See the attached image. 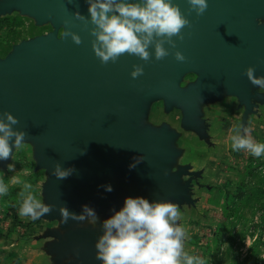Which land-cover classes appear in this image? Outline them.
<instances>
[{
    "label": "water",
    "instance_id": "water-1",
    "mask_svg": "<svg viewBox=\"0 0 264 264\" xmlns=\"http://www.w3.org/2000/svg\"><path fill=\"white\" fill-rule=\"evenodd\" d=\"M173 2L189 25L181 30L183 39L173 37L176 48H169L167 57L158 61L153 54L145 62L124 54L107 64H101L92 50L93 25L74 15L88 17L85 0L0 3V14L16 8L37 24L50 22L62 29L59 36L51 33L16 46L0 62V114L7 111L19 121L14 128L26 133L24 141L35 145L39 168L50 175L46 187L53 207L47 213L50 219L61 220V207L75 213L81 210L80 195L83 200L98 198L101 205L112 204L118 179L127 197L175 203L187 199L189 183H181L183 170L169 172L173 135L166 128L138 132L151 100L175 105L182 110L186 126L198 131L197 101L213 99L221 86L244 105L245 127L251 101L259 96L251 93L244 72L253 67L256 76H264V27H256L264 17V0H208L200 16L190 10L187 0ZM65 32L79 35L81 44ZM175 51L186 57L185 62L175 60ZM133 65L144 69L136 79L130 75ZM189 73L198 74L197 84L182 91L180 80ZM134 157L143 160L130 170ZM57 163L74 168V173L58 180L52 175ZM106 184L112 192L99 187ZM71 223L70 219L63 226ZM100 235L79 229L66 236L60 251L73 255L77 264H101L94 247Z\"/></svg>",
    "mask_w": 264,
    "mask_h": 264
},
{
    "label": "rangeland",
    "instance_id": "rangeland-1",
    "mask_svg": "<svg viewBox=\"0 0 264 264\" xmlns=\"http://www.w3.org/2000/svg\"><path fill=\"white\" fill-rule=\"evenodd\" d=\"M3 1L0 0V3ZM256 27L257 29L264 27V17L256 21ZM61 32L62 29H55L50 22L37 24L33 17L22 14L16 8L0 14V62L11 55L14 48L22 43L32 42L38 37L51 33L59 36ZM195 76L198 80V74L194 73L193 77ZM186 81L187 79L183 80V78L180 80V83L185 85L182 86L183 88H186ZM196 84L195 81L193 86ZM183 88L182 91L187 90ZM261 90L264 96V88ZM197 102L199 112L202 111V108L209 106L211 109L208 108L210 112L207 111L206 115L214 113L212 112L213 106L207 104L208 102L202 100ZM170 112L176 114L177 121L185 123L181 109L168 110V113ZM226 113L216 112L219 117L226 116L227 119L222 121L225 122L223 124L231 126L229 133L227 132L228 128H225L223 138L226 134L227 140L223 143L215 146L200 140L182 143V157H175L177 164L174 169H180L181 166L188 167L198 175L196 181L199 179L201 184L196 181L193 183L192 177H190L187 199H182L179 203L169 202L179 207L181 215L178 223L183 226L186 232L184 251L188 255L198 257L203 264H264V204H261L257 209H252L244 202H237L234 199L240 186H248L250 169L253 168L256 172L264 173V165L260 164L264 157L255 158L244 150H232L231 137L236 135V130L239 129V119L236 117V122H234L236 126L232 127L231 115L233 114L229 110ZM261 114L259 123L264 125V111ZM164 116L163 104L159 99L149 101L146 103L144 117L138 127V132L145 128L158 131L164 125ZM216 120L218 119L212 117L210 122L216 123ZM255 133L257 136L253 135V139L257 143H264V130L261 132L257 130ZM228 134L230 135L228 136ZM207 139L218 143L211 136ZM34 147L35 145L30 140L24 141L21 147L13 149L12 156L10 155L7 161L0 164V182L7 187L8 192L16 194L15 199H7L4 195L0 196V230L5 235L27 237L29 241H32V244H38V240L35 243V238L44 239L47 236L56 238L59 232L56 227L49 224L52 219L47 217V214L35 221L19 214L23 199L27 195V193L21 195L26 183L32 185V195L42 203L49 205L46 187L50 175L44 169L39 168L34 156ZM210 161L216 164L213 169L210 168ZM8 164L15 165L13 171H8ZM212 170H214L213 173ZM192 185L195 188H191ZM247 188L243 190H247ZM114 192L115 195L110 205L105 203L101 205L98 198L93 201L83 200L81 195L79 196L80 203L95 208L102 221L112 214V209L119 210L127 197V189L120 179L115 184ZM10 203L15 205L14 210L8 209ZM261 203H264V198ZM234 204L236 207L231 214L229 209ZM80 212L81 210H76V214H80ZM70 225L69 228L62 229V237L87 227H93L101 232L99 224L92 226L87 221H73ZM31 246L30 244L28 247L26 246L28 252Z\"/></svg>",
    "mask_w": 264,
    "mask_h": 264
},
{
    "label": "clouds",
    "instance_id": "clouds-1",
    "mask_svg": "<svg viewBox=\"0 0 264 264\" xmlns=\"http://www.w3.org/2000/svg\"><path fill=\"white\" fill-rule=\"evenodd\" d=\"M88 17L75 13L78 20L90 22L92 50L101 64L116 63L124 54L138 57L147 62L154 54L156 60L167 57L169 48L175 49L173 37L183 39L181 30L189 25L180 7L173 0H85ZM190 10L197 16L208 8V0H187ZM76 45L81 44L79 35L65 32ZM165 45H168L166 48ZM154 49L150 53L149 49ZM177 62L186 57L175 51ZM131 77L136 79L144 74L140 65H133ZM244 75L253 86L264 88V76H256L255 69L248 67ZM19 121L9 112L0 114V161L12 156L13 149L22 146L26 133L14 128ZM236 130L231 137L232 150H244L255 158L264 157V143H257L251 129ZM143 157H134L129 169H134ZM14 164H8L13 171ZM74 168H63L57 163L52 175L64 180L74 173ZM106 192H112L110 184L100 185ZM32 185L26 183L19 214L35 221L50 213L52 206L42 203L31 192ZM7 193V187L0 182V196ZM62 223L70 219L92 226L100 225L102 234L95 242L96 259L101 264H203L198 257L184 251L186 232L181 224L179 207L171 202L150 201L142 196L126 197L119 210L112 209L111 215L100 220L95 208L88 204L81 206L80 214L60 208Z\"/></svg>",
    "mask_w": 264,
    "mask_h": 264
},
{
    "label": "crops",
    "instance_id": "crops-1",
    "mask_svg": "<svg viewBox=\"0 0 264 264\" xmlns=\"http://www.w3.org/2000/svg\"><path fill=\"white\" fill-rule=\"evenodd\" d=\"M190 74V73H189ZM194 74V73H193ZM197 82V80H196ZM195 84V83H194ZM180 86V83H179ZM192 85H190L188 88H190ZM187 88V90H188ZM182 90V88L180 87ZM251 93H257L259 97L252 100V111L247 119V123L245 127L251 129V135L257 136L256 131L257 130H264V125L262 123H259V120L261 118V112L264 111V96L263 91L261 88H258V86H251ZM185 90V89H184ZM185 90V91H187ZM163 104V108L165 111V121L163 122V126L161 128H166L169 134L173 135V138L169 144L170 150L173 154L171 164L169 166V172L170 174L175 173L179 170V168H176L177 164V158H181L182 156V143H188L189 141L197 140L205 141L207 144H211L213 146L223 143L225 140H227V135L225 134L223 138V133L225 132V128L227 129V132L231 130V126H227V124H223L225 122H222L223 120H226V116L223 115L219 117L216 115V112L219 114H227L226 112L229 110L231 111L233 115H231V121H232V127L236 126L234 122H236V117L239 119V129L242 133V116L245 110L244 105L241 103V101L238 99L237 96L228 93L223 87H219V91L217 95L211 99L207 100L205 102H208L207 104H210L213 106L214 110L212 113L207 114V111H209V106L202 108V111L199 112L198 110V102H197V120H198V131H195L193 129H190L186 126L185 123L177 121V118L175 117L176 114L174 113H168V110H174L177 108L175 105H171L167 107L165 103L162 100H159ZM235 105V106H234ZM146 106V105H145ZM179 109V108H177ZM211 109V108H210ZM206 110V112H205ZM173 112V111H172ZM225 112V113H224ZM206 115V116H205ZM174 116V118H173ZM208 116V117H207ZM212 117L218 119L216 120V123L210 122V119ZM174 120V121H173ZM213 121V120H212ZM160 128V129H161ZM159 129V130H160ZM230 134H228L229 136ZM211 136L213 140L217 141L218 143L209 141L207 138ZM199 142V141H198ZM228 150V149H227ZM211 169H213L216 165L213 163V161H210ZM186 169L187 171H185ZM176 170V171H175ZM180 170H183V174L181 176V183L184 180V183H189V178L192 177V182L196 181L198 175L189 170L188 167L181 166ZM210 171V170H209ZM214 170L211 172L213 173ZM192 175V176H191ZM200 183V180L196 181ZM182 183V184H184ZM201 184V183H200ZM191 188H195V186ZM37 223V222H36ZM49 224L52 225V227H56L58 230V235L55 237L47 236L44 239L35 238V243L38 244H32V241H29V239L26 237L21 236H13V234L5 235L0 230V264H77L76 259L73 255L70 253H62L60 251V244L61 242L66 241V236H63L62 229H67L71 225L63 226L62 220L60 219H52ZM88 229L94 230L99 234H102L100 230H96L95 228L87 227ZM82 228V229H87ZM31 242V243H30ZM28 244L32 245L29 249Z\"/></svg>",
    "mask_w": 264,
    "mask_h": 264
},
{
    "label": "trees",
    "instance_id": "trees-1",
    "mask_svg": "<svg viewBox=\"0 0 264 264\" xmlns=\"http://www.w3.org/2000/svg\"><path fill=\"white\" fill-rule=\"evenodd\" d=\"M261 165H264V160L261 161ZM248 178L250 179V182L248 184V188L244 186H240L237 189L236 195L234 196V199L237 200V202H244L245 205L250 206L252 209H257L261 204V200L264 198V173L256 172L255 169H250L248 173ZM253 181V182H252ZM244 188H247V190H243ZM15 195L13 192H8L4 194L7 199H15ZM236 204L232 206L231 209H229L230 213L232 214L235 210ZM15 205L13 203L9 204L8 209L14 210Z\"/></svg>",
    "mask_w": 264,
    "mask_h": 264
},
{
    "label": "flooded vegetation",
    "instance_id": "flooded-vegetation-1",
    "mask_svg": "<svg viewBox=\"0 0 264 264\" xmlns=\"http://www.w3.org/2000/svg\"><path fill=\"white\" fill-rule=\"evenodd\" d=\"M194 74L193 73H190V74H186L185 76H183V80L184 79H187V81L185 82L186 84V88H183L182 86H185L183 85L184 83H180V87L183 88V89H187L190 85L194 84L197 77H193Z\"/></svg>",
    "mask_w": 264,
    "mask_h": 264
}]
</instances>
